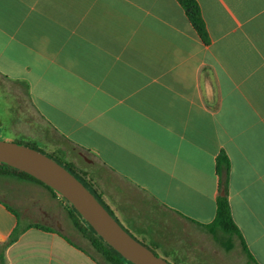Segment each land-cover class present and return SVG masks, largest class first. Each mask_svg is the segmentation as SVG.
Masks as SVG:
<instances>
[{
	"label": "crops",
	"instance_id": "0c3cea01",
	"mask_svg": "<svg viewBox=\"0 0 264 264\" xmlns=\"http://www.w3.org/2000/svg\"><path fill=\"white\" fill-rule=\"evenodd\" d=\"M196 1L209 43L177 0H0V79L24 85L110 214L172 264L226 253L202 226L224 151L239 261L264 264V0ZM0 264L103 262L60 195L0 166Z\"/></svg>",
	"mask_w": 264,
	"mask_h": 264
},
{
	"label": "water",
	"instance_id": "95a60500",
	"mask_svg": "<svg viewBox=\"0 0 264 264\" xmlns=\"http://www.w3.org/2000/svg\"><path fill=\"white\" fill-rule=\"evenodd\" d=\"M0 163L24 171L55 190L126 260L170 264L127 232L71 171L47 154L22 143L0 140Z\"/></svg>",
	"mask_w": 264,
	"mask_h": 264
},
{
	"label": "rangeland",
	"instance_id": "374dc122",
	"mask_svg": "<svg viewBox=\"0 0 264 264\" xmlns=\"http://www.w3.org/2000/svg\"><path fill=\"white\" fill-rule=\"evenodd\" d=\"M0 140L14 141L26 144V146L32 145L39 148L61 164H69L88 184H92L90 175L87 172L88 165L76 151L73 152L70 151L71 149H68L70 147L69 143L44 126L36 111L31 107L24 85L4 79H0ZM63 201L65 204L67 203L64 199ZM65 210L67 212V206H65ZM69 221L73 226L70 219ZM73 228L103 264H111L92 247L90 242L74 226ZM216 234L223 248H225V245L238 244L235 235L225 234L221 230H218ZM237 247V245H234L229 249L226 248V253L220 252L218 255L216 253H209L206 264H226L227 260L233 261L234 264H245L244 260L242 262L239 261L242 255L240 254L241 250L238 251L239 248Z\"/></svg>",
	"mask_w": 264,
	"mask_h": 264
},
{
	"label": "trees",
	"instance_id": "16d2710c",
	"mask_svg": "<svg viewBox=\"0 0 264 264\" xmlns=\"http://www.w3.org/2000/svg\"><path fill=\"white\" fill-rule=\"evenodd\" d=\"M177 1L179 2L181 7L183 8L187 18L191 22V24H192L193 28L195 29L197 35L201 38V40L204 43H209V35H208L206 25H205V22L203 20L202 15H201V10H200V7H199L197 1L196 0H177ZM28 146L33 147V148L43 152L39 148H36L32 145H28ZM43 153H45V152H43ZM50 157H52V156H50ZM62 165L65 168H67L69 171H71V173H73L95 195V197L98 199V201L100 203H102L103 206L107 209L104 202L94 192V190L91 189L90 184H88V182H86L82 177H80L70 167L69 164L64 163ZM0 166L3 167L4 169H8V170L15 172L20 177H25V178L31 179L33 181H36V182L44 185L45 187H47L52 193L56 194L55 190H53L48 185L44 184L43 182H41L40 180H38L37 178L33 177L32 175H30L28 173L21 171V170H18L14 167H11L5 163H0ZM215 168H216V172L219 176V192H220L216 198V212H215V216H214L213 220L210 223L203 224L202 226L208 232H210L213 235V237H215L216 239H219L218 235L216 234V232L218 230H221L225 234L238 236L240 238V241H241L242 249L248 254V256L250 258H252L251 255L247 251V248L245 246L243 239L241 238L239 229L237 228V226L235 225V223L232 220L229 202H228V198H227L229 158L224 151H220L216 155V157H215ZM65 206H67V209H68L67 213H68L69 219L71 220L73 226L81 233V235L84 238H86L90 242L92 247L107 262H109L111 264H134V263L126 260L119 252H117L106 241H104L102 239V237L97 235V233L92 228V226H90L89 223L81 217V215L78 213V211L70 203L67 202L65 204ZM109 213H111V212L109 211ZM34 226L45 228V227H42L40 225H34ZM16 236H17V232L14 231L10 237V240H14L16 238ZM142 244H144V243H142ZM230 247H231L230 245H225V248H227V249H229ZM148 248L154 252V250L151 247H148Z\"/></svg>",
	"mask_w": 264,
	"mask_h": 264
}]
</instances>
